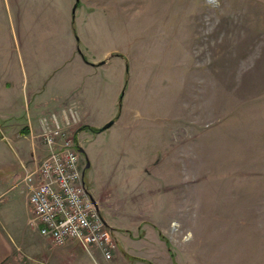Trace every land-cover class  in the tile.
<instances>
[{
	"label": "rangeland",
	"instance_id": "obj_1",
	"mask_svg": "<svg viewBox=\"0 0 264 264\" xmlns=\"http://www.w3.org/2000/svg\"><path fill=\"white\" fill-rule=\"evenodd\" d=\"M75 4L0 0V56L45 49L48 89L60 79L65 94L85 92L93 127L72 122L66 132L83 147L85 181L117 251L154 264H264V0ZM69 50L88 63L114 58L78 71ZM5 145L8 173L16 151Z\"/></svg>",
	"mask_w": 264,
	"mask_h": 264
},
{
	"label": "crops",
	"instance_id": "obj_2",
	"mask_svg": "<svg viewBox=\"0 0 264 264\" xmlns=\"http://www.w3.org/2000/svg\"><path fill=\"white\" fill-rule=\"evenodd\" d=\"M65 2L69 4V0ZM27 53L26 58L22 53L18 54L17 60L12 58L11 53H9L10 56H0V123L2 124L0 146L5 147V143H8L16 151V167L12 168L11 172L2 171L5 168L6 159L0 157V264H91L88 260L92 264H101L103 261L106 264H154L148 263V259L140 254L127 253L121 249L116 252L111 261L105 260L99 252L93 257L85 251L86 255L78 254V249H83L76 241L54 248L47 239L29 225L30 215L26 194L21 184L23 176L21 166L23 169V165H29V160L33 163L36 151L40 152L44 149L36 138L39 119L50 113H57L62 119V111L65 109L62 107L70 106L74 107L78 120L71 128L78 126V129H81V127H93V125L90 124L88 115H84L88 103L85 92L75 87L72 93L65 94L64 90H60V79L52 85L53 91L59 92H49L52 87L48 89L47 81H45V75L50 70L49 60H46V50L40 48L39 53L31 48ZM36 54L38 56L40 54L41 61H31L32 55L36 57ZM67 54L75 60V68L84 72L107 69L114 58L113 55L107 57L109 53H105L107 54L105 59H92L88 63L80 54H75L72 50H69ZM121 74L123 77V71ZM123 80L124 77L119 82V88L122 87ZM58 109H60L59 112L56 111ZM69 119L71 120L70 117ZM79 147L83 149L80 144ZM27 148L32 150L31 158H27L26 151H23ZM95 201L99 206V201L96 199Z\"/></svg>",
	"mask_w": 264,
	"mask_h": 264
},
{
	"label": "built area",
	"instance_id": "obj_3",
	"mask_svg": "<svg viewBox=\"0 0 264 264\" xmlns=\"http://www.w3.org/2000/svg\"><path fill=\"white\" fill-rule=\"evenodd\" d=\"M62 116L50 113L38 121L44 157L32 160L25 177L31 187L29 224L54 248L76 241L91 257L99 252L110 261L117 241L87 193L77 143L66 132L77 122L76 112L69 107Z\"/></svg>",
	"mask_w": 264,
	"mask_h": 264
},
{
	"label": "water",
	"instance_id": "obj_4",
	"mask_svg": "<svg viewBox=\"0 0 264 264\" xmlns=\"http://www.w3.org/2000/svg\"><path fill=\"white\" fill-rule=\"evenodd\" d=\"M77 6H78V0H76V4H75L73 10H75ZM123 95H124V92H123L122 96H123ZM122 96H121V98H122ZM113 124H114V121H110V122H108V123L102 128V129L99 130V132H102V131H104V130L109 129ZM80 152L82 153V152H84V150H83V149H80ZM86 168H89V165H87ZM86 170H87V169H86ZM86 170L84 171V174H85ZM92 201H93V203L95 204V207H97V206H96L97 203H96V201H95L93 198H92ZM97 210H98V207H97ZM98 212H99V211H98ZM99 213H100V212H99Z\"/></svg>",
	"mask_w": 264,
	"mask_h": 264
},
{
	"label": "flooded vegetation",
	"instance_id": "obj_5",
	"mask_svg": "<svg viewBox=\"0 0 264 264\" xmlns=\"http://www.w3.org/2000/svg\"><path fill=\"white\" fill-rule=\"evenodd\" d=\"M92 197H93V196H92ZM96 206L98 207V205H96ZM97 207H96V209H97ZM98 211L101 212L99 207H98ZM101 214H102V213H101Z\"/></svg>",
	"mask_w": 264,
	"mask_h": 264
},
{
	"label": "trees",
	"instance_id": "obj_6",
	"mask_svg": "<svg viewBox=\"0 0 264 264\" xmlns=\"http://www.w3.org/2000/svg\"><path fill=\"white\" fill-rule=\"evenodd\" d=\"M83 128H87V127H83ZM83 128H82V129H83ZM98 132H99V130H98Z\"/></svg>",
	"mask_w": 264,
	"mask_h": 264
}]
</instances>
